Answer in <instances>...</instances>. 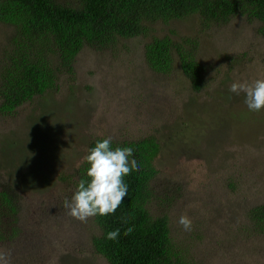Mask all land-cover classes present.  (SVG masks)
<instances>
[{
    "label": "rangeland",
    "instance_id": "374dc122",
    "mask_svg": "<svg viewBox=\"0 0 264 264\" xmlns=\"http://www.w3.org/2000/svg\"><path fill=\"white\" fill-rule=\"evenodd\" d=\"M153 28L154 37L200 38L201 95L179 61L170 75L150 71L148 37L123 40L116 53L86 48L76 82L63 76L54 94L0 116V188L18 201L17 235L0 243L10 264H106L92 245L101 234L94 217L80 222L64 209L76 189L71 176L91 139L149 135L162 148L153 191L170 205L155 199L153 212L168 216L173 245L193 264H264V231L248 217L264 205V111L249 112L243 95L228 90L264 75L259 24L237 17L203 26L193 15ZM9 36L0 25V58ZM185 214L190 231L177 223Z\"/></svg>",
    "mask_w": 264,
    "mask_h": 264
},
{
    "label": "trees",
    "instance_id": "16d2710c",
    "mask_svg": "<svg viewBox=\"0 0 264 264\" xmlns=\"http://www.w3.org/2000/svg\"><path fill=\"white\" fill-rule=\"evenodd\" d=\"M193 15L203 26L245 17L259 24L258 34L264 39V0H0V25L10 30L5 40L9 50L0 58V116L14 117L35 99L54 94L63 76L76 82L75 64L86 48L116 53L123 40L148 37L152 39L145 47V62L150 71L170 75L179 61L193 92L201 95L205 69L198 56L200 38L151 35L159 22L170 24ZM103 138L91 139L84 157ZM112 140L113 147H132L143 169L125 177L129 196L114 215L94 217L101 232L92 238L95 254L106 264H193L173 245L168 216L153 212L155 199L158 206H170L152 187L160 173L158 138ZM88 167L85 160L76 167L71 176L75 186ZM9 188H0V243L17 235L18 201ZM248 217L264 231V205L254 207ZM130 227L134 230L128 234ZM117 228L118 239H106L107 232Z\"/></svg>",
    "mask_w": 264,
    "mask_h": 264
},
{
    "label": "clouds",
    "instance_id": "9594fccd",
    "mask_svg": "<svg viewBox=\"0 0 264 264\" xmlns=\"http://www.w3.org/2000/svg\"><path fill=\"white\" fill-rule=\"evenodd\" d=\"M229 92L243 95L249 112L264 111V75L253 79H236L229 86ZM84 160L89 165L86 177L76 185L71 198H65L67 214L80 222H87L96 216L114 215L125 197L129 196L130 185L125 177L143 169V162L129 146L113 147L112 137L95 142ZM177 223L185 231H190L193 221L188 215H181ZM133 228H128L131 234ZM121 229L109 231L106 239L116 240ZM0 264H10V254L0 252Z\"/></svg>",
    "mask_w": 264,
    "mask_h": 264
}]
</instances>
